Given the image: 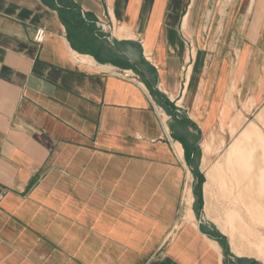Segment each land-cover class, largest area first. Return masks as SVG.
Returning a JSON list of instances; mask_svg holds the SVG:
<instances>
[{"label":"crops","instance_id":"1","mask_svg":"<svg viewBox=\"0 0 264 264\" xmlns=\"http://www.w3.org/2000/svg\"><path fill=\"white\" fill-rule=\"evenodd\" d=\"M262 112L264 0H0V264H264Z\"/></svg>","mask_w":264,"mask_h":264},{"label":"bare ground","instance_id":"2","mask_svg":"<svg viewBox=\"0 0 264 264\" xmlns=\"http://www.w3.org/2000/svg\"><path fill=\"white\" fill-rule=\"evenodd\" d=\"M260 119L263 121L264 112L259 114ZM179 147V148H178ZM180 149V145H177ZM209 144L206 145V151H210ZM181 153V152H180ZM229 155L237 158L239 170L242 173L248 174L253 170L259 175L258 182L261 183V188L258 189L257 199L251 198L247 212L253 218H256L258 224L264 223V134L259 127L252 123L245 131L242 132L239 139H237L229 149ZM185 201H191V189L189 186L185 189ZM234 218H238L243 221L242 215L238 212H234L232 215ZM247 228V227H246ZM260 248V244L257 245Z\"/></svg>","mask_w":264,"mask_h":264},{"label":"rangeland","instance_id":"3","mask_svg":"<svg viewBox=\"0 0 264 264\" xmlns=\"http://www.w3.org/2000/svg\"><path fill=\"white\" fill-rule=\"evenodd\" d=\"M245 122H247V121H245ZM257 126L259 127V129L261 130V132L264 134V127H263L264 125L257 124ZM244 129L242 130V132L244 131ZM229 140L230 139H226V144L227 145L229 144ZM227 145L224 147L223 152H227L229 150V148L231 147V146L228 147ZM257 228H258V230H261V234H264V223L259 224Z\"/></svg>","mask_w":264,"mask_h":264},{"label":"built area","instance_id":"4","mask_svg":"<svg viewBox=\"0 0 264 264\" xmlns=\"http://www.w3.org/2000/svg\"><path fill=\"white\" fill-rule=\"evenodd\" d=\"M44 37H45V30L43 28H39L35 35L36 41L41 42L43 41ZM124 75L130 76L129 74L127 75L126 72L124 73Z\"/></svg>","mask_w":264,"mask_h":264}]
</instances>
